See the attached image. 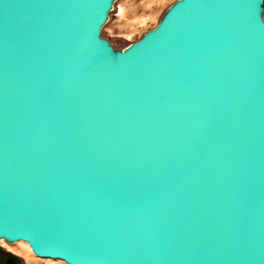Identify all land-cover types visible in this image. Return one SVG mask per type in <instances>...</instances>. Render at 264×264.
<instances>
[{
  "label": "water",
  "instance_id": "95a60500",
  "mask_svg": "<svg viewBox=\"0 0 264 264\" xmlns=\"http://www.w3.org/2000/svg\"><path fill=\"white\" fill-rule=\"evenodd\" d=\"M0 0V239L66 264H264V0Z\"/></svg>",
  "mask_w": 264,
  "mask_h": 264
},
{
  "label": "rangeland",
  "instance_id": "374dc122",
  "mask_svg": "<svg viewBox=\"0 0 264 264\" xmlns=\"http://www.w3.org/2000/svg\"><path fill=\"white\" fill-rule=\"evenodd\" d=\"M176 0H118L102 29V36L115 48H124L153 29L168 7ZM264 17V16H263ZM12 257L19 264H66L61 260L46 261L36 257L22 244L6 243L0 239V264L5 257Z\"/></svg>",
  "mask_w": 264,
  "mask_h": 264
},
{
  "label": "flooded vegetation",
  "instance_id": "af4514ba",
  "mask_svg": "<svg viewBox=\"0 0 264 264\" xmlns=\"http://www.w3.org/2000/svg\"><path fill=\"white\" fill-rule=\"evenodd\" d=\"M5 264H19L18 261L12 257H5Z\"/></svg>",
  "mask_w": 264,
  "mask_h": 264
},
{
  "label": "bare ground",
  "instance_id": "6f19581e",
  "mask_svg": "<svg viewBox=\"0 0 264 264\" xmlns=\"http://www.w3.org/2000/svg\"><path fill=\"white\" fill-rule=\"evenodd\" d=\"M17 244H22L23 246H26L30 251H31V248L29 247V245L26 243V242H23V241H18L16 242ZM32 252V251H31ZM37 257V256H36ZM44 260L46 261H53L52 259H47V258H43ZM62 261V260H61ZM64 262V261H63Z\"/></svg>",
  "mask_w": 264,
  "mask_h": 264
}]
</instances>
